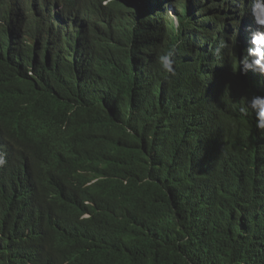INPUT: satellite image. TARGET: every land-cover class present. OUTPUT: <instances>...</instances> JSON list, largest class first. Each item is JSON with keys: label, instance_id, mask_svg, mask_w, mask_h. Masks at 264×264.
<instances>
[{"label": "trees", "instance_id": "trees-1", "mask_svg": "<svg viewBox=\"0 0 264 264\" xmlns=\"http://www.w3.org/2000/svg\"><path fill=\"white\" fill-rule=\"evenodd\" d=\"M256 2L0 0V264H264Z\"/></svg>", "mask_w": 264, "mask_h": 264}, {"label": "clouds", "instance_id": "clouds-1", "mask_svg": "<svg viewBox=\"0 0 264 264\" xmlns=\"http://www.w3.org/2000/svg\"><path fill=\"white\" fill-rule=\"evenodd\" d=\"M254 26L248 33L247 56L241 60L244 70L248 71V85L250 88L262 90V96L252 95L250 101L241 107V112L247 114L249 110L256 113V129L264 135V2L257 0L253 5ZM172 20L177 28L180 21L176 14L172 15ZM257 23V24H256ZM223 46V45H222ZM177 46L166 47L162 53L158 54L156 63L159 69L165 73V79L176 75ZM248 57H253L249 62ZM241 78L240 74L238 73ZM8 160V153L0 143V167H3Z\"/></svg>", "mask_w": 264, "mask_h": 264}, {"label": "rangeland", "instance_id": "rangeland-1", "mask_svg": "<svg viewBox=\"0 0 264 264\" xmlns=\"http://www.w3.org/2000/svg\"><path fill=\"white\" fill-rule=\"evenodd\" d=\"M86 2H87V0H86ZM172 30H173L174 32H177V29H176V28H173Z\"/></svg>", "mask_w": 264, "mask_h": 264}, {"label": "bare ground", "instance_id": "bare-ground-1", "mask_svg": "<svg viewBox=\"0 0 264 264\" xmlns=\"http://www.w3.org/2000/svg\"><path fill=\"white\" fill-rule=\"evenodd\" d=\"M25 41V40H24ZM94 60V59H93ZM99 66V65H98ZM105 66V65H104ZM233 101V100H232ZM225 107V106H224ZM222 111V110H221ZM243 117V116H242ZM242 123V122H241ZM16 138V137H15Z\"/></svg>", "mask_w": 264, "mask_h": 264}]
</instances>
